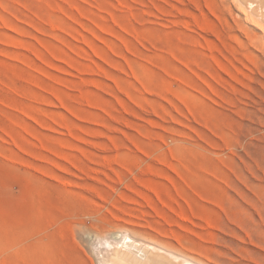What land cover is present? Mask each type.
<instances>
[{"label": "rangeland", "instance_id": "1", "mask_svg": "<svg viewBox=\"0 0 264 264\" xmlns=\"http://www.w3.org/2000/svg\"><path fill=\"white\" fill-rule=\"evenodd\" d=\"M236 7L0 0V264H100L119 228L264 264V40Z\"/></svg>", "mask_w": 264, "mask_h": 264}, {"label": "bare ground", "instance_id": "2", "mask_svg": "<svg viewBox=\"0 0 264 264\" xmlns=\"http://www.w3.org/2000/svg\"><path fill=\"white\" fill-rule=\"evenodd\" d=\"M237 5L238 14L243 16L246 28L251 29L256 38L264 40V0H231ZM83 230V229H82ZM80 230V235L84 232ZM127 228H119L115 231H106L99 235L91 236L100 239L108 237V246L112 247L107 257L100 264H207L190 254L177 251L175 248L165 247L152 241L140 238ZM127 231V232H126ZM114 240V241H113ZM115 240L118 244H115ZM109 241V240H108ZM97 242V241H96ZM103 242V241H102ZM102 242H99L100 244ZM120 243H123L124 246ZM98 244V243H97ZM96 246V245H95ZM92 247V246H91ZM96 251V250H95ZM106 254V253H105ZM101 258V257H100Z\"/></svg>", "mask_w": 264, "mask_h": 264}]
</instances>
